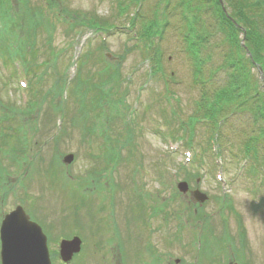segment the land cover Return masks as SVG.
I'll return each mask as SVG.
<instances>
[{
	"label": "rangeland",
	"instance_id": "obj_1",
	"mask_svg": "<svg viewBox=\"0 0 264 264\" xmlns=\"http://www.w3.org/2000/svg\"><path fill=\"white\" fill-rule=\"evenodd\" d=\"M210 1L192 3L189 12L180 0H0V37L12 54L0 44V218L22 206L47 235L51 264H68L61 240L75 236L81 249L69 264H112L115 253L118 264H139L150 244L170 264L193 262L191 248L196 264H264V173L250 171L241 155L242 139H257L264 160L262 120L249 108L256 101L264 109L263 72L242 75L236 55H245L243 37L234 41L215 25ZM140 28L152 30L164 77L148 74ZM187 30L201 35L197 60L206 61V72L230 55L239 75L236 94L218 103L225 106L215 117L219 141L209 142L198 123L188 132L191 148L165 139L163 127L176 116L198 117L204 89ZM13 54L22 55L21 66ZM216 80L206 84L213 92L226 81L220 73ZM195 189L206 202L193 198ZM184 219L194 236L181 227ZM147 232L153 240L145 242Z\"/></svg>",
	"mask_w": 264,
	"mask_h": 264
},
{
	"label": "trees",
	"instance_id": "obj_2",
	"mask_svg": "<svg viewBox=\"0 0 264 264\" xmlns=\"http://www.w3.org/2000/svg\"><path fill=\"white\" fill-rule=\"evenodd\" d=\"M180 1H184L183 4L180 5V9H184V7H187L191 12L192 10V3H195L198 1V3L200 2V0H190L189 2L187 0H180ZM226 8L229 12L230 17L229 18L225 12L222 9V6L219 2V0H212V3L210 1V6L213 8H215V12H217L219 14V17H214V21H215V25L216 23L218 24V26H221L222 29L226 28L228 30V34L229 36L235 41L238 38L239 33L242 35L243 40H244V53L245 55L248 54V56L244 55L241 51H240V56L236 55L239 57V59H237L236 57L233 59L232 57H230V55H227L224 59H223V66L220 67L219 69H216L213 73L209 70V71H205L203 68L205 67V63L206 61H200V63L198 62V58H197V46L199 45L198 42H201V35H199V33L194 34L189 32L188 30H190L192 28L191 23L196 22L195 20V16H193L192 14H190V18H188L187 14H184V20L189 21L192 19H195L193 22H188V30L187 32L183 35L184 37V41L187 45V51L190 54V59L193 62H196L197 65H193L194 66V74L198 77V80H200L201 83H203V89L204 92L202 94V99L199 101V107H198V117L195 119H191L190 120V124H194L195 121H197V119H203V121H205L206 127L208 129V131L211 133V139H212V133L215 135L216 139H217V135L216 134L218 132V125L219 122L215 119V117L219 118L220 114L218 112L222 111L225 106H218V103L220 101H224L228 99V94H236V90L234 89L235 87H238L239 82L236 81L239 75H232L233 73H235L236 70H238L236 68V59L238 60L237 65H241V67L243 68V70H245V72L242 75H247L249 73V70L252 67L255 68H259L263 71V76H262V80H263V85H264V0H223ZM191 2V3H190ZM198 3H196L197 5H199ZM194 5L195 8L197 7V5ZM201 9V5L198 7ZM186 11V9H184ZM197 11H194V13H196ZM235 20L236 24L232 21ZM132 26L133 24H135L134 22H132ZM165 25L167 23L166 20H164L163 22ZM152 24H154L152 22ZM181 21L177 24V29L180 27L181 28ZM151 26V25H150ZM161 28V26H160ZM225 29V30H226ZM152 31V30H151ZM150 29H139L138 31H135L136 35L140 36L143 40H146L149 43V47L153 53L155 54L154 57H157V64L160 65V56H159V48L157 46H155V44L153 43V41L149 38L150 33H151ZM180 31V29H179ZM189 32V33H188ZM0 44L1 46H4V53L5 56H7L8 54H10L11 58H12V54L10 52V48H8L7 46V42H4V39L2 37H0ZM16 46V45H15ZM243 46V45H242ZM16 48H20L19 46H16ZM2 49V48H1ZM23 51V50H22ZM22 55H24V52H22ZM15 55L12 59V61L18 57L22 58V55ZM27 57V56H26ZM33 59H29V60H35L36 59V52L34 51L32 54ZM28 58V57H27ZM24 61V60H23ZM205 64V65H204ZM204 65V67H203ZM221 74V77L223 76L225 78L226 81H224V84H222L224 87L222 89V86H220V84L217 82V86L219 85V89H216L213 92V89H209L206 87V84L208 82V80L212 79H217V75ZM249 75V74H248ZM221 79V78H220ZM217 81V80H216ZM240 88V87H239ZM252 96H248L245 99L251 100L253 98H251ZM206 100V101H205ZM231 100V99H228ZM222 103V102H220ZM249 103V101L247 103H245L246 105ZM258 103V102H257ZM257 103L255 101V103L250 104L249 108L251 110L255 111V117L258 118L261 121L260 124V130L259 133L261 136H263L264 134V109L260 108V104L257 106ZM222 107V108H220ZM240 111V110H239ZM217 118V119H218ZM257 119V120H258ZM187 125V124H186ZM183 126V125H181ZM19 131V130H18ZM194 134V133H193ZM7 135V134H6ZM191 136V134H189ZM172 136L175 137L172 133ZM193 138V137H191ZM214 138V137H213ZM254 139H256V137H253ZM25 141V139H24ZM189 142V141H188ZM192 142V141H191ZM259 141L256 139L255 141H251L250 138L246 141L245 143H243V141L241 143L243 146V151L245 152V156L248 158H252V160L259 162L260 158L257 156L258 152V143ZM26 152L28 149H25ZM254 152V153H251ZM264 161V160H263ZM264 166V162L262 163ZM251 171V170H250ZM252 172H254L252 170Z\"/></svg>",
	"mask_w": 264,
	"mask_h": 264
},
{
	"label": "water",
	"instance_id": "obj_3",
	"mask_svg": "<svg viewBox=\"0 0 264 264\" xmlns=\"http://www.w3.org/2000/svg\"><path fill=\"white\" fill-rule=\"evenodd\" d=\"M222 5L223 2L220 0ZM224 11L227 13L224 5ZM73 154L65 157L66 163H71ZM182 192H186L188 185L185 182L178 184ZM194 197L204 202L208 196L196 189ZM81 239L75 236L73 239L61 241L60 252L63 261L71 260L74 253L81 249ZM1 261L2 264H51L48 249L47 236L42 227L31 220L22 206L5 215L1 228Z\"/></svg>",
	"mask_w": 264,
	"mask_h": 264
},
{
	"label": "flooded vegetation",
	"instance_id": "obj_4",
	"mask_svg": "<svg viewBox=\"0 0 264 264\" xmlns=\"http://www.w3.org/2000/svg\"><path fill=\"white\" fill-rule=\"evenodd\" d=\"M151 248H150V254H145L142 258H140V261H139V264H156V260H161L159 262V264H170L169 261H168V255H164V256H158L157 257V254L155 253L154 251V247L152 244H150ZM116 253L114 255V259L116 262L113 261L112 264H118L117 260H116ZM108 263L111 262L110 259H108Z\"/></svg>",
	"mask_w": 264,
	"mask_h": 264
}]
</instances>
